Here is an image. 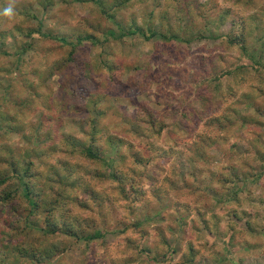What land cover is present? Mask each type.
Masks as SVG:
<instances>
[{"label": "rangeland", "instance_id": "rangeland-1", "mask_svg": "<svg viewBox=\"0 0 264 264\" xmlns=\"http://www.w3.org/2000/svg\"><path fill=\"white\" fill-rule=\"evenodd\" d=\"M113 2L0 0V122L41 73L58 112L0 126V264H264V0ZM95 124L106 167L73 144ZM37 147L41 179L20 157Z\"/></svg>", "mask_w": 264, "mask_h": 264}, {"label": "trees", "instance_id": "trees-1", "mask_svg": "<svg viewBox=\"0 0 264 264\" xmlns=\"http://www.w3.org/2000/svg\"><path fill=\"white\" fill-rule=\"evenodd\" d=\"M97 1L99 2L101 0H97ZM113 3H114L113 6L116 5L118 8H120L122 5L121 3H117L116 0ZM40 28L41 27L39 25L35 30H31V34L33 35L35 32L38 34V32L40 31ZM148 31L150 32V29H148ZM26 34H27V36L30 35L28 33H26ZM69 35H71V33ZM151 35L155 36V34H153V33H151ZM170 35H172V36L168 37V38H165L166 34H165V36L163 35V37L165 40L175 41L176 39H179L178 34L177 35L170 34ZM47 37L51 40L60 41V42H63L67 45L72 46V43H69L67 41L68 36H63V35H61V33H58L57 35H54L52 33H48ZM2 38H3V36L0 39H2ZM83 39H86V40L89 39L90 41H93L94 38L92 35L90 36L89 34H84V36H79V37L77 36L78 41H81ZM36 44L37 43H35L34 39L32 38V40L30 42H27V43H25V45H23V47H22L23 50H21V51H25V46L30 47L32 50H37V47L35 46ZM38 49H40V48H38ZM50 69H51V66L49 68H47L48 71H45L44 73H47L46 75L50 74V72H49ZM43 76H44V74H42V73L39 74V78H38L39 85L37 84V86L35 88L34 87L32 88L31 92H28L30 95V99L22 102L20 104V107L12 115L6 116L7 118L4 115L3 121L0 122V124H3V125H0L1 127L5 128L8 132H14L17 135H20L21 134V127L20 126L26 125L25 123L27 120V116L29 115L28 113L37 110L36 107H38L42 112V123L44 125H47V123L51 122V120H54L53 115L57 114L58 112L56 111V109L54 108V106L51 102L54 99V98H52L53 93H52L51 86L45 85L43 83V82H45L44 80H46L47 76H45V78L42 80ZM37 87L39 89L41 88V90H39ZM57 99H59V103L61 104L62 108L65 109V103L64 102H66V101H65V97L63 96V94L59 95V97H57ZM87 111H89V110H87ZM89 120L91 123H93L92 118H90ZM227 124H228V122H227V119H225V118H222L221 120H208V124H206V127H207L206 131L208 133H210L209 134L210 135L209 140L211 142L215 143V146H216V140L214 138V135H216V133H218V132H220V133L223 132L222 129L224 127H226ZM219 125H224V126H222L223 127L222 128ZM23 128L25 129V127H23ZM152 128H153V122L152 121H150V120L147 121V119L145 121H143L142 131L146 129V133L149 134L152 131ZM55 133H57V132L55 131ZM55 133H54V129L49 130L48 133L44 135V138H48V140L51 138L53 139L52 134H55ZM98 133H99V127L95 124L90 128V134L88 135L89 137L91 135L93 136L91 139V140H93V142L90 141L87 143H81V142H78L77 140H75L73 144L79 149L81 154L87 155L93 161H100L101 164H103V166L106 167V162H105V160H102V156H101V155H103L101 152L102 150L98 147V145H96V142H98V140H97L98 138H94V136H96ZM62 138H64L65 144L67 143L68 140H70L69 138L67 139L64 136H62ZM213 138L215 141L213 140ZM218 139H220V137H218ZM42 144L47 145V146L49 145V143L46 141H44ZM7 152L12 154L8 150H7ZM43 153H44V151H42L40 154V147H37L33 150L28 149V150H26V152L24 154L23 153L20 154V157L25 156V158H28V160H27L28 162H26V164H27V167H29L30 172L33 171V168H36V166H37V169H38L37 173L39 174L40 179L44 178L47 175V171L49 169L48 167H50L49 162L47 160V155H43ZM49 157H50V154H49ZM1 161L2 162L5 161V163L11 167L12 171H15V169H17L19 159L17 160L15 158V156H10L8 160H1ZM36 161L38 163L37 165L35 163ZM118 163H121L120 158H119ZM116 166H118V165H115V167ZM134 170L135 169H133V168H129L126 171L125 175L127 176V173H133ZM116 172H117V174L119 173L118 171H116ZM229 180L232 182L233 181L232 177H230ZM146 182H154V180L152 179V177L150 176L149 173L143 175V177H142V183L146 184ZM226 182H228V180H226ZM63 194H66L65 190L62 191V195ZM55 204H56L55 207H53V205H51L47 208L48 213H49L47 215L48 222H49L50 217L52 215H55V212H56L55 210H61V209L63 210L66 207V205L60 201L55 202ZM68 217L69 216H67V214H66V219H68ZM230 239H232V237ZM28 255H29V251L27 249H25L23 254H21V257L22 256L26 257ZM41 256L46 257L47 255H43V253H42L39 257L41 258ZM36 262L39 263L40 259H36Z\"/></svg>", "mask_w": 264, "mask_h": 264}, {"label": "clouds", "instance_id": "clouds-1", "mask_svg": "<svg viewBox=\"0 0 264 264\" xmlns=\"http://www.w3.org/2000/svg\"><path fill=\"white\" fill-rule=\"evenodd\" d=\"M2 14L4 16H11V15H13V8H12V6H8L7 8H5Z\"/></svg>", "mask_w": 264, "mask_h": 264}]
</instances>
